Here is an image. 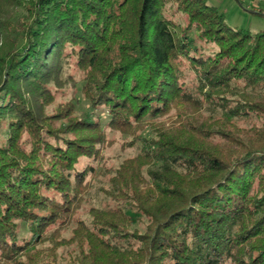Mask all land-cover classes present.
Returning a JSON list of instances; mask_svg holds the SVG:
<instances>
[{
    "label": "trees",
    "instance_id": "trees-1",
    "mask_svg": "<svg viewBox=\"0 0 264 264\" xmlns=\"http://www.w3.org/2000/svg\"><path fill=\"white\" fill-rule=\"evenodd\" d=\"M0 264H264V32L205 0H0Z\"/></svg>",
    "mask_w": 264,
    "mask_h": 264
},
{
    "label": "rangeland",
    "instance_id": "rangeland-1",
    "mask_svg": "<svg viewBox=\"0 0 264 264\" xmlns=\"http://www.w3.org/2000/svg\"><path fill=\"white\" fill-rule=\"evenodd\" d=\"M208 5L216 7L219 12L224 14L227 25L234 29L249 31L253 34L264 32V13H259L254 9V3L251 0H205ZM264 8V6H263ZM76 75L74 70H68L67 74ZM66 74V75H67ZM77 76V75H76ZM74 76V81L78 77ZM74 85V86H72ZM65 100L75 98L77 101L78 112H91L90 104L81 95V85L71 83L65 91ZM63 97H58V102L64 101ZM105 118V115H104ZM111 139H118L116 135H111ZM136 150H123L119 140L106 150V154L112 158L113 163L117 165L122 159L132 156ZM90 198L101 199L96 193V190L90 193Z\"/></svg>",
    "mask_w": 264,
    "mask_h": 264
},
{
    "label": "crops",
    "instance_id": "crops-1",
    "mask_svg": "<svg viewBox=\"0 0 264 264\" xmlns=\"http://www.w3.org/2000/svg\"><path fill=\"white\" fill-rule=\"evenodd\" d=\"M253 3H254V9H255V11H257V12H259V13H264V8H263V6H264V0H262V1H253Z\"/></svg>",
    "mask_w": 264,
    "mask_h": 264
},
{
    "label": "built area",
    "instance_id": "built-area-1",
    "mask_svg": "<svg viewBox=\"0 0 264 264\" xmlns=\"http://www.w3.org/2000/svg\"><path fill=\"white\" fill-rule=\"evenodd\" d=\"M251 1H254V2H255V1H257V2L259 1V2H260V1H262V0H251Z\"/></svg>",
    "mask_w": 264,
    "mask_h": 264
}]
</instances>
